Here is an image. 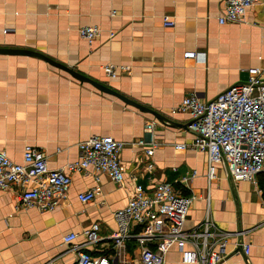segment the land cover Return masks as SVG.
<instances>
[{
  "label": "crops",
  "instance_id": "0c3cea01",
  "mask_svg": "<svg viewBox=\"0 0 264 264\" xmlns=\"http://www.w3.org/2000/svg\"><path fill=\"white\" fill-rule=\"evenodd\" d=\"M222 10V0H0V48L41 53L185 125L187 114L170 112L186 96L213 100L253 68L264 81V0L238 23L219 25ZM163 17L174 26L164 27ZM86 26L102 32L91 44L77 33ZM186 52L200 59H186ZM104 66L114 68V78ZM94 136L124 144L123 182L116 185L92 169L71 172L67 196L51 212L16 209L18 188L0 190V264H72L73 247L84 244L82 232L92 224L99 225L100 241L87 252L106 255L112 264H140L134 241L115 254L113 213L126 206L136 184L146 191L159 182L179 186L192 172L197 175L185 193L195 199L184 229L196 228L208 213L218 230L231 235L224 264H264V200L257 181L232 182L218 171L208 186L205 154L174 148L191 144L188 129L165 127L39 58L0 55V152L21 164L24 147L32 146L45 154L50 170L65 169L78 160V144ZM149 160L151 172L145 169ZM94 188L93 201L82 204L78 194ZM71 233L76 240L64 244ZM235 233L249 246L245 256ZM164 264H182L176 248Z\"/></svg>",
  "mask_w": 264,
  "mask_h": 264
},
{
  "label": "built area",
  "instance_id": "2783aa9c",
  "mask_svg": "<svg viewBox=\"0 0 264 264\" xmlns=\"http://www.w3.org/2000/svg\"><path fill=\"white\" fill-rule=\"evenodd\" d=\"M257 1L222 0L223 10L217 17V23L241 22L246 11ZM162 24L166 28L174 26V22L167 17L162 18ZM77 33L91 44L100 38L102 32L97 27L86 26ZM112 36L113 33L109 32V38ZM183 57L200 59L196 52H186ZM102 70L109 77H115L113 67L104 66ZM247 75V80L231 86L213 100L205 102L189 95L170 112L189 116L188 131L193 136L192 142L189 146L175 145L174 148H189L205 154L208 186L215 180L218 171L236 183L255 182L256 176L264 173V81L259 69H250ZM153 126L154 122L146 129L151 131ZM123 147L122 142L110 136L91 137L78 144V160L58 170H50L45 154L32 146L24 147L21 164L12 162L0 152V190L18 188L16 209L51 212L65 200L71 184V172L92 169L95 173L106 174L114 184L120 185L124 179L120 162ZM152 155L153 147L147 148L146 158ZM145 169L149 172L154 169L152 161L146 162ZM196 175L192 172L182 177L179 186L159 182L151 191L136 184L126 206L113 213L116 229L111 241L115 254L119 255L129 242L134 241L140 264H164L171 248L179 252L182 264H224L231 235L218 230L208 213L196 228L184 229L195 199L194 195L185 191L188 182ZM98 192L99 189L94 188L79 193L77 198L82 204H87ZM98 233V224H92L82 232L85 242L73 247L75 258L72 264H112L108 256H93L86 251L88 246H95L100 241ZM234 235L239 239L242 233ZM76 238L77 235L71 233L64 236L62 242L71 244ZM237 245L245 256L249 246L240 239ZM46 264L59 263L51 261Z\"/></svg>",
  "mask_w": 264,
  "mask_h": 264
},
{
  "label": "water",
  "instance_id": "95a60500",
  "mask_svg": "<svg viewBox=\"0 0 264 264\" xmlns=\"http://www.w3.org/2000/svg\"><path fill=\"white\" fill-rule=\"evenodd\" d=\"M0 55H9V56H24V57H35V58H39L40 60H43L44 62L48 63L49 65L62 70L64 72H66L69 76H71L73 79L79 81V82H84L89 84L90 86H92L93 88H95L96 90L105 93L107 95L110 96H114L116 98H118L119 100H121L122 102H124L127 105H130L134 108H136L137 110H139L142 113H147L149 115H151L158 123L162 124L165 127H169V128H182V129H188V125L190 122H188L185 125L182 124H178L175 121L171 120L168 117L163 116L162 114H159L157 112H154L148 108H145L127 98H125L124 96L118 94L117 92H115L114 90H112L111 88L104 86L96 81L91 80L90 78L84 76L83 74L76 72L70 68H67L66 66L55 62L54 60L48 58L47 56L38 53V52H34L31 50H25V49H12V48H0ZM248 77V76H247ZM247 80V78L245 79Z\"/></svg>",
  "mask_w": 264,
  "mask_h": 264
},
{
  "label": "trees",
  "instance_id": "16d2710c",
  "mask_svg": "<svg viewBox=\"0 0 264 264\" xmlns=\"http://www.w3.org/2000/svg\"><path fill=\"white\" fill-rule=\"evenodd\" d=\"M257 185L262 192V197L264 200V173H260L256 176Z\"/></svg>",
  "mask_w": 264,
  "mask_h": 264
}]
</instances>
